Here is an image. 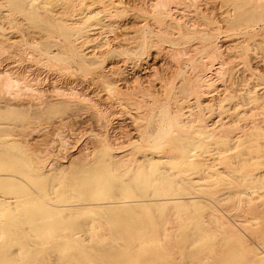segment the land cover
Wrapping results in <instances>:
<instances>
[{"label": "rangeland", "instance_id": "rangeland-1", "mask_svg": "<svg viewBox=\"0 0 264 264\" xmlns=\"http://www.w3.org/2000/svg\"><path fill=\"white\" fill-rule=\"evenodd\" d=\"M30 1L31 0H0V72H13L16 74L18 71L17 75L19 74V77H21V75H24L22 76L23 78H25V75L27 74L28 76L25 78L26 83L28 82V84L31 83V85H36L35 87L39 88V90L42 91L40 93L37 91H32L35 94L34 95L30 91L24 92L23 89V93L19 95L20 97L16 95V98L13 97L14 94H12V96L8 95V91H4L6 93L0 92V157H2V159L0 158V163L2 164L0 165V173H3V175H5L3 176V182H0V189L2 190L0 192V196L3 195L9 197L8 195H11V198L17 196V198H22V195L26 193L27 198H32V196H35L33 197L34 200H36V198H40L39 200H37L41 204H46V202L49 203L50 201V203L52 204L61 203H58L57 200H63L71 193V191H73L75 186L78 187L79 183L82 182L81 175L82 170L85 169L84 166H97L105 150L114 155H117L118 153V155L123 156L124 159H135V157H139L140 154H137L138 150L148 146V144L150 143L149 141L152 140L153 135L157 132L154 131L155 129L153 124L154 120L157 118V115H159L164 108L166 113H168L167 117L172 116L171 114H175L176 110L178 109L179 102L182 103L180 108L182 109L181 113L183 123H186L188 126H190L197 119H202L204 120V124L211 126L212 128H216L215 130L217 132H212H214V138H217L216 140H208L209 143L214 141L217 142L219 140L226 141L234 134L242 135L243 132L253 133L250 138L251 141H249L250 143L247 142L248 145H246V148L236 149L237 151L239 150V153H237L236 150H234L235 153H233L234 151L232 153L230 152L231 149L228 148L232 147L230 146L232 145L231 142L230 145H227L229 147L216 146V144L215 147L214 145L212 147L208 146V148H210L209 153H207L208 155L210 154L209 157L212 156L211 159L213 158V156L216 157L215 159L213 158L212 161H215L217 157H220V161L221 159L223 160L224 154H227V150L228 154H231H227V159L224 157L226 160L224 159L223 161L229 162L232 159L236 162L237 160L236 163H238L239 165L232 160L230 161L231 163L229 162L230 165L227 162V164L229 165L228 167L232 165L235 168V172L239 171L240 169H244V166H258L260 168V171L264 172L263 1L195 0V2L197 3L194 4V0H183L182 2H180V0H170V2H167L170 6L167 5L166 7H168L167 9L170 8L168 11H170V14H173L172 16H162L161 18L160 13L158 14V12H155V8L153 9L155 3L157 4V0H150L153 2V4L149 0H119L120 2L122 1L121 3L124 7V13L122 12L118 16H113V18H108L107 16L101 15L100 17L105 24L104 26H98L99 29L94 34L92 32H87V30H89L90 28H88V26H86L83 22H79L78 16H72L73 14L75 15V13L71 11L73 5L79 2V0H37L38 5H36V9H34L33 6L30 7L28 5ZM184 1L188 4L185 3V5ZM190 2H193L192 4L194 6H196L197 4V7H194L192 4L190 6ZM32 10H35L36 12H33ZM150 11H153V14L150 13ZM78 12L79 11H76V13ZM102 16L106 17V19H104ZM163 18L166 32L163 31L164 29H161V26H159L160 23L159 25H157V22H159ZM152 20L156 22L153 23ZM166 23L168 24V26L166 25ZM75 26H84L82 33L80 32L79 34L78 32H74L73 27ZM164 27L162 26V28ZM178 28L180 29V32ZM160 32L162 34L166 33V35L164 36L165 38L163 37L164 39L162 38L163 35ZM157 34H161L162 36H159ZM78 35L82 37L80 38V41ZM205 37L208 38V46L205 45ZM69 38L72 41L78 38L74 41L76 43L73 42L75 46H73L72 48H70L69 45ZM151 41L153 42V46H151ZM156 44H158V46H155ZM215 47H219V51L221 52L220 54L222 55V57H224L223 60H225L226 63V68L224 67L225 71L223 69V71L226 73H224L225 75H222L223 77L221 76L220 78L213 74L216 72L214 70H216L218 67V64L215 65V63L219 61L220 58H217V61H215L214 64L210 62V60L212 59V49ZM147 50H149L150 53ZM74 51L75 53L76 51L78 52L80 58L82 57L87 61L86 66L85 64H81V60L80 58H78L79 55L76 57L74 55ZM171 54H173L174 57H172ZM177 55L179 57H176ZM217 56L220 55L217 54ZM206 61L208 62V65H210L209 63L212 64L210 65L211 69L209 67L207 68ZM198 66L200 69L198 68ZM202 66H205V68L208 69H204L206 71V77L203 74L204 70L202 72ZM195 68H198L199 70ZM7 69L8 71H10L8 72ZM21 70L23 72H21ZM209 71H211L212 74ZM193 72L196 75H194ZM233 73L234 76L232 75ZM201 75H203L205 79H210V77L212 76L211 81H214V84L212 86V93L210 95L211 97L207 99L201 98L200 101L202 102V104L199 101V98H197L193 95V93L190 92L198 86H195L194 84H198V82L196 81L197 79H199V77L200 79H202L203 76L201 77ZM207 76L210 77L208 78ZM108 85L115 89V91L113 92V89L112 91L108 90ZM189 86L191 87L189 88ZM70 88L76 90V92L79 93L78 96H76L77 98H75V96L73 97L72 95L70 96V93L67 91H70ZM60 89L64 91H61ZM186 89H189V91L187 90L186 92ZM27 93H29V95ZM25 94H27V96ZM150 95L153 96V98H150ZM144 96L146 98L149 96V99H146ZM154 98H157V105L154 104L152 106L150 105V103L154 101ZM203 101L207 105H204ZM159 102L161 104H159ZM208 102L210 103L208 104ZM121 103H123L124 105L122 106ZM138 103H140L142 105V108L145 110H143L141 107L138 108ZM150 106H152L151 108H153L151 109L153 112H151L152 114L149 113L151 110H149V112L147 111L148 107ZM253 110L256 111L255 113H257V115ZM259 111L262 113L261 115H259ZM146 114L148 115V119ZM249 117L251 118V120ZM248 122H252V124ZM241 123H243L244 125ZM251 125H253V127L256 125L257 126L255 129H253ZM245 126L247 128H245ZM138 129L140 131H138ZM219 133L221 134V137L219 136ZM229 133H233V135H230ZM223 134L225 136H222ZM175 139V135L171 133L168 137V143L174 142ZM108 149H110L112 152ZM128 154H130V156H128ZM220 155H222L223 157ZM233 156L234 158H232ZM218 159L216 163L218 162L219 165L213 162V164L215 163L216 165L214 164L215 168H212V171L217 170V176L219 178L221 177L219 180H217L219 182L214 181L215 178H210L211 180L209 178L205 179L210 180L206 181L207 185L203 184L202 186L205 187L203 188L202 186H200L201 189L197 187L196 189H199L195 190L192 193L193 196L198 195V197L196 196V200H199V198H201V202L197 200V202L193 203H179L169 206L163 205L164 207L161 205L151 206V210H149L150 208H147V211L150 212L149 214L146 211L142 214V211L140 212V210H138V212L140 213H133V215L135 214L134 216L136 217H140V214L145 219H147L148 217H150L151 219L155 218L156 221L154 223V226L156 227V230L160 232V235L166 234V238L165 235L159 237L161 238V244L160 242H155L154 244L143 246L138 245L133 249H129L127 251L129 255L127 253L125 254L128 255L130 259L124 257L128 262H123V264H129L131 263L130 261L136 262L138 258L142 259L143 257H145V259L152 258V260L148 261L147 264H162V261H166L167 263L171 256L172 258L174 256V263L177 262L176 259L179 260L176 264H199L201 261H203L202 264H206L204 262L207 261V264H211V262L213 263V261L210 262L211 258H213L212 260L216 259V261L214 260L213 264H218V261H220L221 263L224 262V264H241L243 260L245 261V258L250 256H252L249 259L250 261L246 259V262L249 261L250 264H264V209H260L264 207V200H262L264 199V197L261 198L260 196L259 199L257 198L262 193L264 194V176L262 175L256 180L255 187L248 186L249 189L248 187L239 188L241 190L243 189L244 191L246 190L245 192L249 193L248 196H239V200L237 199V197H232V194L234 192L231 191L232 189L230 190L232 185L231 182L233 180V168L231 169L232 172H230L231 170L226 169L227 166L225 167V162L222 161L221 163ZM8 161L10 163H8L10 165L8 166L13 171L8 169L9 167H4L6 166ZM115 161L120 160L116 159ZM11 163H13V167L16 165V168L19 171L21 170L23 172H18L16 168H13L11 166ZM232 163L235 164L233 165ZM49 166L51 167L50 169ZM170 168H175V165H171ZM48 169L50 170V172ZM32 170L35 172H33ZM226 171L228 175L229 172L231 173V175H226ZM6 172H8V174ZM36 172L39 174H44L42 182L40 181L41 183H39L40 185L45 184L44 188H47V191H45L46 189H41V186L39 184H35L32 181V177L34 178V175L37 174ZM9 173L11 174V176ZM6 175L8 176V178H6ZM30 176L32 177L30 178ZM131 176L132 175L130 174L128 175V177ZM5 178H10V181L14 182H11L9 185L8 182L10 181L5 180ZM220 180H223L225 182L224 184H222L223 186H221L220 183L222 182ZM6 182L8 185L6 184ZM208 182L212 185V187L210 184H208ZM12 183H14L13 186H16L17 184L16 191L9 190L10 187H13ZM218 183L220 186H217ZM225 184L226 186H224ZM227 185L229 186L227 187ZM206 186L207 188H212H208L211 190V192H209L210 190L206 189ZM202 188L205 189L204 191H208V193L210 194L204 192ZM3 189H8V193L5 194L3 192ZM37 189L41 192H39ZM56 189L63 190L59 192L60 196L58 195V192L55 193V191H57ZM66 190L67 192L65 193ZM199 190L201 191V193H199ZM34 191L35 193H37V195H35ZM229 191L230 193H232L229 194ZM11 192H13L14 195ZM184 192V190L178 189L172 196H174L175 198H185L190 196L189 193ZM39 193L41 195H39ZM52 193L55 196H52ZM176 193H178V195ZM180 194L182 196H180ZM250 194L253 197H251ZM57 196L59 197L56 199ZM29 198L28 200H30ZM53 198L56 200H54ZM49 199L50 201H48ZM15 200L17 201L16 203L11 204L12 206L5 207L4 211L0 213V216L2 215L0 219V221L2 222H0V246H3L5 243L8 245L7 246L5 244L1 248L7 247L8 249V247L11 246L10 244H12L11 242L13 241H15V243H18L15 244L13 242L12 247H10L11 249H8L7 251L6 249H3L4 252L11 251V253L13 254L10 259L7 257L9 260H13L11 261V264H23V261L21 260H25L26 256L24 255V253L26 251H29L28 249H30L33 253H35L34 251H36L37 249H42L41 253H44L38 255L42 257L37 258L36 256V259L40 258L41 260L39 264H50V262H52L51 264H64V257L56 255V249L51 250V247L49 248V245L51 243L53 244L54 240L47 238L48 240L45 239L46 241L44 242L45 245H43L42 247H35V249L32 245L34 244V242L32 241V243H30L31 241H28L25 238V235L21 233L25 232L23 229L30 228V225H21V221L24 219L27 211L26 208L24 209V206L21 203L22 200L20 198ZM42 200L45 203L42 202ZM203 203L208 207L207 209L203 205ZM258 204L261 207H259ZM154 207H157L156 209H158L159 211L156 209L154 210ZM10 208L16 211V213H14L13 210L11 211ZM22 208L25 210H23V213L21 212ZM258 208L259 210L257 212ZM252 209L256 211V214H254L255 212H253ZM168 210H170L171 213H169L171 215L167 213ZM261 210L263 211L261 212ZM164 211L166 212V214H164ZM10 213H14L12 218ZM18 213H22L21 218L20 214ZM91 213V211H85L82 213V215L75 214V216L73 215L71 216V218L76 219L79 215H81L80 217L82 218L86 215L85 218L95 219L96 215H92L94 213ZM99 213H101V211ZM201 213H203L204 215H201ZM104 214H107V212H105ZM151 214L154 218H152ZM243 214H245L246 218ZM257 214H262L263 218L260 215H258L259 218H257ZM128 215H131V213H128ZM144 215L147 216V218ZM236 215H238V217ZM6 216H8V218ZM107 216L108 215L103 216L104 218H102V221H100L101 219L98 221L93 219L94 222H91V225L89 226L90 229L87 231L88 233L85 231V233L82 232L80 234L82 245L80 248L83 250L82 247L84 246L85 249V246L87 245V249L84 250V255L89 253L90 249L93 250L94 247H101L100 245H104L109 242L110 233L107 230L109 228V225L106 222L108 220H106ZM239 216H243L242 219L240 218L241 221L239 220ZM13 217L14 220L15 218H17L18 220L13 221ZM221 217L223 221L218 219H221ZM71 218H69L68 221L67 217H63V219L62 217H60V220H64V223L68 222L70 225L71 222H74ZM167 218H171V222L168 219L167 223H165V219ZM250 218H253L256 221L252 219V224L247 223L249 222V220H251ZM19 219L21 220L19 221ZM200 219L205 222L201 223ZM258 219L260 220L258 221ZM65 220H67V222ZM232 220L234 221V223H231L233 222ZM244 220H246L245 223H247L248 225L243 224ZM6 221L11 223L13 221V223L3 224ZM104 221L107 223V225L106 223H104ZM224 221H226L227 224L229 222L234 228H236V226L238 225L237 228L240 234H242L243 232L245 237L248 236L245 238V240H247L246 242L248 243H246L244 248L240 247V249L239 247H236V249L234 246L232 247V240L229 235L225 233L227 232V230L225 231L226 228L224 225ZM14 222H19L15 225L16 227L13 225L15 224ZM172 222L174 223V225ZM197 222L200 223L198 224V226ZM255 222H257V224H255ZM163 223L165 227L164 230ZM203 224L209 226L203 227ZM258 224L261 227L263 225V227L260 228ZM1 225H4L5 227H2ZM105 225L106 227H104ZM255 225L257 226L254 227ZM7 226L11 227L9 228ZM169 226H172L173 228ZM245 226H249L251 228L247 227V229ZM209 227L210 230L208 229ZM8 228L10 229V231L8 230ZM92 228L93 230H95V232L92 230ZM221 228L223 229L222 231ZM242 228L244 231L242 230ZM3 229L6 231L3 232ZM201 229L203 231H201ZM250 229H253V231ZM259 229H262V233ZM15 231L20 233H18L17 235L15 234ZM96 231L98 235L96 234ZM103 231H105L106 233ZM2 232L3 234L6 232H12L11 234L14 233L15 236L12 235V238L15 239L20 235L18 237V240L21 239L22 241H20L21 243L23 242L22 244L26 243L27 240V246L25 244L23 246L20 245V241H18L17 239V241L14 239L12 240L10 238V234L9 236L7 235L8 233L3 235ZM181 232L183 233V236ZM29 233L35 235L34 232L31 231ZM103 233L105 234L104 236ZM168 233L172 235L168 236L170 239L167 238ZM220 233L221 237L219 238ZM222 233H224V237L226 235L227 237L224 238ZM215 235L218 236L217 239ZM4 236H8V239L12 240L11 242L9 241L10 244L8 242V239L4 240ZM187 236H189L190 238ZM182 237H184L185 239L183 238V240ZM228 237L230 239H228ZM187 238L188 240L192 239L193 241L188 242ZM222 238H224L223 242ZM167 239L169 241L171 240L172 244L175 247L174 248L172 245L171 248H168L169 254L167 253V248H165V246L170 247L171 242H169ZM218 239L219 241L221 239V241L218 242ZM165 240L169 244L166 245ZM175 240L180 243V245L177 243L178 245L176 246ZM182 240L186 242V245ZM212 240L214 241L212 242ZM229 240L231 241L229 242ZM259 241L262 242L259 243ZM221 242L223 243L222 247ZM227 243H229V245H227ZM28 244H30V247H28ZM90 244L92 245L91 248H89ZM159 244L162 245V247L159 246ZM209 244H211V246ZM257 244L260 246V248ZM184 245H188L186 250L183 249L186 248L183 247ZM250 245H252L253 247H258H254L255 249H253ZM178 246H181L183 248ZM230 246L232 247V249L237 250V256L234 257L233 250H231ZM23 247L28 249L23 250ZM177 247L181 249L177 250ZM162 248L164 249V252ZM250 248H252L253 250L257 249L256 251L258 253L262 252L263 254H256V258V256H254L255 253L251 251L252 249ZM173 249H176L177 253H173ZM243 249L245 251H248L246 253L249 254V252H253V254H247L245 257V251ZM59 250L62 252L70 251L66 247L60 248ZM230 250L232 252H230ZM3 251H1L0 253H2ZM148 251L149 253H147ZM199 251L207 252L208 256L206 255V253L203 255V252H201L202 258L206 255V257L202 260L200 258ZM180 252L182 254L183 252L184 254H186L182 256L183 259L180 257V255H182L179 254ZM220 252H222V254H224V252L226 254L227 252L228 255H222L220 254ZM215 253L217 254V256ZM44 254L46 255V257L44 256ZM175 254H178L179 256H175ZM187 255L189 257H187ZM241 255H243L244 259L243 257H241ZM258 255L261 256L259 257ZM177 256L180 258H177ZM219 256L221 258H219ZM253 256L254 259H252ZM207 257H209V259H207ZM227 257L229 261L224 259H227ZM172 258L170 259L171 262L169 261L168 264H174L172 262ZM198 258L200 259V262ZM42 259H44L45 261H43ZM241 259L243 260L241 261ZM182 260H185L186 262ZM246 262L243 263L246 264ZM69 264L80 263L72 262Z\"/></svg>", "mask_w": 264, "mask_h": 264}, {"label": "bare ground", "instance_id": "bare-ground-1", "mask_svg": "<svg viewBox=\"0 0 264 264\" xmlns=\"http://www.w3.org/2000/svg\"><path fill=\"white\" fill-rule=\"evenodd\" d=\"M150 1V0H149ZM171 1H173V0H171ZM176 1V0H175ZM179 1V0H178ZM183 0H180V2H182ZM189 1H192V0H189ZM260 1H263L264 2V0H260ZM122 2V1H121ZM119 0H79V2H77L75 5H73V8H72V12H74L75 13V15L73 14L72 16H78V20H79V22H83L86 26H88V28H90L89 30H87V32H92L93 34L96 32V31H98V26H104V24L105 23H103L104 21L101 19V15H103V16H107L108 18L109 17H112L113 18V16H118V15H120L123 11H124V7H123V5H122V3H121ZM150 2H152V1H150ZM167 2H170V0L168 1V0H157V4L155 3V6L153 7V9L155 10V12H158V14L160 13V15H161V18H162V16H166V17H168V16H172V14L173 13H171L170 14V11H168L169 9H167L168 7H166L167 5H169V3H167ZM186 2L184 1V4H185ZM193 2H190V6H191V4H192ZM195 3H197V2H195V0H194V4ZM152 4H153V2H152ZM186 4H188V3H186ZM185 4V5H186ZM30 7H34V9H36L37 7H36V5H38V3H37V0H31L30 1V3L28 4ZM193 5V4H192ZM150 6H151V4H150ZM170 6V5H169ZM190 6H189V8H190ZM194 6V5H193ZM177 7V6H176ZM175 7V8H176ZM185 7V6H184ZM194 7H197V4H196V6H194ZM152 8V7H151ZM165 8V9H164ZM174 8V7H173ZM172 8V9H173ZM180 8V7H179ZM178 9V8H177ZM175 10V9H174ZM33 12L35 11V10H32ZM76 11H79L78 13H76ZM36 12V11H35ZM153 11H150V13H152ZM124 13V12H123ZM181 13V12H180ZM186 13H187V11H186ZM153 14V13H152ZM158 14H156V15H158ZM176 14V13H175ZM182 14H184V13H182ZM71 15V14H70ZM154 15H155V13H154ZM159 15V16H160ZM184 15H186V14H184ZM183 15V16H184ZM102 16V17H103ZM174 16V15H173ZM177 16V15H176ZM156 17V16H155ZM158 17V16H157ZM178 17H179V14H178ZM177 17V18H178ZM104 19H106V17H103ZM159 18V17H158ZM176 18V17H175ZM181 18V17H180ZM174 19V18H173ZM160 20V19H159ZM158 20V21H159ZM175 20V19H174ZM153 21V23L154 22H156V21H154V20H152ZM178 21H179V19H178ZM152 23V22H151ZM159 23H160V25H159ZM179 23V22H178ZM181 23V22H180ZM183 23V22H182ZM184 23H185V21H184ZM149 24V23H148ZM156 24V23H155ZM164 18L163 19H161L159 22H157V25H159V26H161V29L163 30V31H165L166 29H165V27H164ZM138 25V24H137ZM157 25H156V27H157ZM166 25L168 26V24L166 23ZM154 26V25H153ZM162 26L164 27V28H162ZM166 26V27H167ZM184 26V25H183ZM188 26V25H187ZM155 27V26H154ZM169 27H170V25H169ZM66 28V27H65ZM83 29H84V26L83 27H77V26H75V27H73V30H74V32H78L79 34H80V32L82 33V31H83ZM153 29V28H152ZM179 29V28H178ZM208 30V29H207ZM146 31V30H145ZM153 31V30H152ZM155 31V30H154ZM159 31V30H158ZM183 31V30H182ZM209 31V30H208ZM156 32V31H155ZM162 32V31H161ZM160 32V33H161ZM166 32V31H165ZM165 32H163V33H165ZM179 32H180V29H179ZM162 34V33H161ZM160 34V35H161ZM83 35V34H82ZM91 35V34H90ZM122 35V34H121ZM157 35H159V34H157ZM159 35V36H160ZM163 35V36H162ZM161 36H162V38L166 35V33L165 34H162ZM75 36V35H74ZM79 36V41H80V38H82L80 35H78ZM88 38V37H87ZM165 38V37H164ZM163 38V39H164ZM74 39V38H73ZM78 38H76V39H74L73 41L69 38V45H70V48H72L73 46H75V44L74 43H76V42H74L75 40H77ZM148 39V38H147ZM150 39V38H149ZM153 39V38H152ZM143 40H145V39H143ZM74 42V43H73ZM152 42V41H151ZM147 43V42H146ZM144 44H145V42H144ZM200 44V43H199ZM205 45H207L208 46V38L207 37H205ZM205 45H204V47H205ZM151 46H153V42H152V45ZM150 46V47H151ZM155 46H158V44H156ZM1 47V46H0ZM201 48V47H200ZM106 50V49H105ZM220 49H219V47H215V48H213L212 49V59L210 60V62L211 63H215V61H217V58H220L219 59V61H217L216 63H215V65L216 64H218V67H217V69L216 70H214V71H216L215 73H213L215 76H217L218 78H220L222 75H225L224 73H226V72H224L225 71V69H224V67H225V60H223V58L224 57H222V55L220 54L221 52L219 51ZM148 52H149V50H147ZM184 51V50H183ZM187 52V51H186ZM77 53V54H76ZM76 53H75V51H74V55L77 57L79 54H78V52L76 51ZM150 53V52H149ZM174 53V52H173ZM178 53V52H177ZM97 54V53H96ZM182 54V53H181ZM180 54V55H181ZM186 54V53H185ZM188 54V53H187ZM217 54H219L220 56H217ZM225 54V53H224ZM172 55V57H174L173 56V54H171ZM225 56V55H224ZM176 57H179L178 55L176 56ZM78 58H80V55L78 56ZM222 58V59H221ZM77 59V58H76ZM204 59V58H203ZM80 62H81V64L82 65H84L85 64V66H86V60L84 59V58H80ZM88 60V59H87ZM100 60V59H99ZM140 62V61H139ZM207 62V61H206ZM211 63H209L210 65H212ZM80 64V63H79ZM205 64V63H204ZM210 65H208V62H207V68L209 67L210 68ZM148 66V65H147ZM114 67V66H113ZM193 67V66H192ZM195 67H196V65H195ZM212 67V66H211ZM198 68H199V66H198ZM198 68H195V69H197V70H199ZM226 68V67H225ZM10 69V68H9ZM14 69V68H13ZM208 70V69H206L205 68V66L203 67L202 66V72H203V70ZM211 69V68H210ZM209 69V70H210ZM214 69V68H213ZM223 69H224V71H223ZM18 70V69H17ZM27 70V69H26ZM117 70V69H116ZM137 70V69H136ZM204 70V76H205V71ZM7 71H8V69H7ZM6 71V72H7ZM10 71V70H9ZM8 71V72H9ZM13 71V70H12ZM15 71V70H14ZM31 71V70H30ZM264 71V70H263ZM21 72H23L22 70H21ZM110 72V71H109ZM108 72V73H109ZM210 73H211V71H209ZM17 73H18V71H17ZM17 73L15 74V73H5V72H0V92H4V91H8V95H11L12 96V94H14V98H16V95L17 96H19V95H21L22 93H23V91L24 92H34V91H37V92H42L41 90H39V88H37V87H35L36 85H31V83L30 84H28V82L26 83V77L28 76L27 74L25 75L26 77L25 78H23L22 76H24V75H21V77H19L18 75H17ZM19 73H20V71H19ZM25 73V72H24ZM194 73V72H193ZM200 73V72H199ZM264 73V72H263ZM22 74V73H21ZM120 74V73H119ZM212 74V73H211ZM194 75H196L195 73H194ZM210 75V74H209ZM233 76H234V73L232 74ZM35 76V75H34ZM203 75H201V77H202ZM202 77V79H200V77H199V79H200V81H199V79H197V81L196 82H198V84H194L195 86L196 85H198L197 87H195V86H193V87H195L192 91H190L191 93H193V95L194 96H196L197 98H199V101H200V99L201 98H205V99H207V98H210L211 96V93H212V86H213V84H214V81H211V77H210V79H205V77ZM227 76V75H226ZM208 77V76H207ZM208 77V78H209ZM223 77V76H222ZM31 78V77H30ZM214 78V77H213ZM35 79H36V77H35ZM38 79V78H37ZM54 79V78H53ZM224 79V78H223ZM226 79V78H225ZM29 80V79H28ZM212 80H216V79H212ZM228 80V79H227ZM33 81H34V78H33ZM38 81V80H37ZM37 81H36V83H37ZM46 81V80H45ZM195 81V80H194ZM218 81H219V79H218ZM222 81V80H221ZM39 82V81H38ZM217 82V81H216ZM262 82V81H261ZM45 83V82H44ZM54 83V82H53ZM263 83V82H262ZM34 84V83H33ZM191 84V83H190ZM219 84H222V83H219ZM227 84V83H226ZM23 85V86H22ZM192 85V84H191ZM217 85V84H216ZM53 86V85H52ZM231 86V85H230ZM109 89L108 90H111L112 91V87L110 86V85H108L107 86ZM191 86H189V88H190ZM185 88H187V87H185ZM214 88V87H213ZM24 89V90H23ZM71 89V88H70ZM75 89H77V88H75ZM217 89V88H216ZM216 89H214V90H216ZM3 90V91H2ZM23 90V91H22ZM61 90V89H60ZM187 90L189 91V89H186V92H187ZM191 90V89H190ZM61 91H64V90H61ZM69 93H70V96L72 95L73 97L75 96V98H77L76 96H78V94L79 93H77L76 92V90H74V89H71L70 91L69 90H67ZM66 91V92H67ZM115 91V89H113V92ZM218 91H219V89H218ZM6 92H4V93H6ZM10 92H11V94H10ZM32 92V93H33ZM37 92H35V93H37ZM111 93V92H110ZM143 93V92H142ZM28 95H29V93H27ZM27 94H25L26 96H27ZM34 94V93H33ZM24 95V96H25ZM35 95V94H34ZM69 95V94H68ZM81 96V95H80ZM142 96V95H141ZM147 96V95H146ZM151 96V95H150ZM12 97V98H13ZM20 97V96H19ZM33 97H35V96H33ZM145 97V96H144ZM143 97V98H144ZM195 97V98H196ZM12 98H10V99H12ZM24 98V97H23ZM79 98V97H78ZM146 98V97H145ZM150 98H153V96H151ZM21 99V98H20ZM146 99H149V96L146 98ZM157 99V98H156ZM156 99L154 98V101H153V99H152V103H150V105H154V104H156ZM212 100V99H211ZM210 100V101H211ZM144 101V100H143ZM180 101V100H179ZM192 101V100H191ZM199 101H198V103H199ZM205 101V100H204ZM203 101V104L204 105H207V104H205V102ZM150 102H151V100H150ZM158 102V101H157ZM163 102V101H162ZM201 102V101H200ZM210 102H208V104H209ZM148 104V103H147ZM159 104H161L160 102H159ZM201 104H202V102H201ZM121 105L123 106L124 104L123 103H121ZM157 105V104H156ZM181 105H182V103L181 102H179V107H178V109L176 110V112H175V114H171L172 116H170V117H167V114L168 113H166V111H165V109L163 108L162 109V112L159 114V115H157V118L154 120V123H153V121H152V123L154 124V131H157L154 135H153V137H152V140L151 141H149L150 143L148 144V146H146V147H144V148H142V149H140V150H138V152H137V154H140L139 155V157H135V159H124L123 158V156H119L118 155V153H117V155H114V154H112V153H109L108 151H104L103 152V154H102V158L100 159V161L98 162V165L97 166H91V165H87V166H84V170H82V178H81V180H82V182L81 183H79V185H78V187H76L75 186V188L73 189V191H71V193L68 195V196H66L63 200H57L58 201V203L59 202H61V203H59V204H52V203H50L51 201H50V199L48 200V201H50L49 203H47L46 202V204H41V203H39L38 202V200L40 199H38V198H36V200H34V198L33 197H35V196H32V198H29L30 200H28V198H27V195H26V193H24L23 195H22V198L21 197H19L21 200H22V204H23V206H24V209L26 208V215L24 216V219L21 221V225L22 224H28V225H30L29 227L30 228H25V229H23L25 232L23 233V232H21L22 234H24L25 235V238L28 240V241H31L30 243H32V241L34 242V244H32L33 246H34V248L35 247H42L43 245H45V239H47V238H49V239H51V240H54V243L52 244H50L49 245V248L51 247V250L52 249H56L55 250V254L56 255H58V256H61V257H64V260H63V263L64 264H69V263H72V262H78V263H85V264H123V262H128L127 261V259H130L129 258V254H128V250L129 249H133V248H135L136 246H138V245H141V246H143V245H149V244H154L155 242H160V244H161V241H160V239L161 238H159L160 236L162 237V236H164L165 235V238H166V234H164V235H160V232H158L157 230H156V227L154 226L155 224V218L153 217V213L151 214V216H152V218H154V219H151L150 217H148L147 218V216H145L147 219H145V218H143V216L142 215H140L139 214V216L140 217H136V216H134L133 215V213H140L141 211H142V214L143 213H145V211L146 212H148L147 211V208L149 209L151 206H159V205H161V206H163V205H172V204H179V203H189V202H197V200H196V196L198 197V195H196V196H193V192L195 191V190H198L199 188L201 189V187L200 186H202L203 184H206V181H210L212 178H215V180L214 181H216V182H219V181H217V180H219L220 178L217 176V170L216 171H212V168H215V166H214V164L216 163V161H217V159L219 160V162H221L222 163V161L226 158L227 159V157H226V155L228 154V151L226 150V152H227V154L225 155L224 154V157L222 156V155H220V156H222L223 157V160L221 159V161H220V157H217V159L215 160V161H212L213 160V158L215 159L216 157L215 156H213V158L211 159V157H209V155L207 154V153H209V150H210V148H208V146H213L214 145V147H215V144H216V146H227L228 144L230 145V142L232 143V145H230V146H232V147H230V148H228V149H231V153L234 151V150H236V149H243V148H246V145H248L247 144V142H249V141H251V136H252V134L253 133H248V132H243L242 133V135L241 134H234L233 135V133H231L233 136H231L229 139H227L226 141L225 140H219V141H217V142H210L209 143V141L208 140H216V138H214L215 136H214V132H212V131H216L215 129L216 128H212L211 126H208V125H206V124H204V120H202V119H197L196 121H194V123L193 124H191L190 126H188L186 123H183V120H182V113H181V111H182V109L180 108L181 107ZM192 105V104H191ZM137 106H138V108H142V105L140 104V103H138L137 104ZM152 106H150V107H148V112H149V110H151V109H153V108H151ZM144 108H146V107H144ZM185 108V107H184ZM199 108H200V104H199ZM143 109V108H142ZM143 110H145V109H143ZM155 110V109H154ZM146 111V112H147ZM254 111V110H253ZM152 112V110L149 112V113H151ZM252 112V111H251ZM256 111H254V113H255ZM258 112V111H257ZM260 112V111H259ZM105 113V112H104ZM149 113H147V114H149ZM153 113V112H152ZM151 113V114H152ZM146 114V116H147V119H148V115ZM150 114V115H151ZM158 114V113H157ZM253 114V113H252ZM256 115H257V113H255ZM254 114V115H255ZM262 113L260 112V114L259 115H261ZM107 115V114H106ZM258 115V116H259ZM143 116V115H142ZM145 116V115H144ZM189 116H190V114H189ZM192 116V115H191ZM196 116V115H195ZM150 117V116H149ZM189 118H191V117H189ZM218 118V117H217ZM220 118V117H219ZM250 118V117H249ZM260 118H261V116H260ZM259 118V119H260ZM106 119V118H105ZM145 119V118H144ZM255 119V118H254ZM263 119V118H262ZM261 119V120H262ZM223 120V119H222ZM250 120H251V118H250ZM254 121V120H253ZM256 121H260V120H256ZM240 123V122H239ZM248 123H250V122H248ZM142 124V123H141ZM241 124H243V123H241ZM250 124H252V122L250 123ZM254 124H260V123H254ZM138 125V124H137ZM216 125V124H215ZM214 125V126H215ZM224 125V124H223ZM244 125V124H243ZM249 125V124H248ZM143 126V125H142ZM257 126V125H256ZM256 126H254L253 127V125H251V127L253 128V129H255L256 128ZM152 127V126H151ZM240 127V126H239ZM250 127V128H251ZM242 128V127H241ZM245 128H247L246 126H245ZM249 128V129H250ZM139 129H141V128H139ZM138 129V131H140ZM227 130V129H226ZM252 130V129H251ZM221 131V130H220ZM228 131H230V130H228ZM217 132V131H216ZM218 132H219V130H218ZM237 132V131H236ZM173 134V135H175V137H176V139H175V141L174 142H170V143H168V137H169V135L170 134ZM235 133V132H234ZM217 134V133H216ZM220 134V133H219ZM227 134V133H226ZM230 134V133H229ZM230 134V135H231ZM217 136V135H216ZM220 137H221V134L219 135ZM222 136H225L224 134L222 135ZM227 136V135H226ZM229 137V136H228ZM220 139V138H219ZM208 141V142H207ZM147 142V141H146ZM207 142V143H206ZM250 143V142H249ZM168 145V146H167ZM227 147H229V146H227ZM222 148V147H221ZM225 148V147H224ZM108 150H110V149H108ZM247 150V149H246ZM111 151V150H110ZM237 151V150H236ZM239 151V150H238ZM237 151V153H239ZM112 152V151H111ZM120 152V151H119ZM213 153V152H212ZM230 153V154H231ZM233 153H235V151L233 152ZM122 154V153H121ZM170 154H171V156H170ZM214 154V153H213ZM230 154H228V155H230ZM125 155V154H124ZM227 155V156H228ZM233 155V154H232ZM231 155V156H232ZM128 156H130V154H128ZM135 156V155H134ZM219 156V155H218ZM230 156V157H231ZM125 157V156H124ZM221 157V158H222ZM1 159H2V157H0ZM74 158V157H73ZM72 158V159H73ZM232 158H234V156L232 157ZM239 158V157H238ZM0 159V160H1ZM3 159H5V158H3ZM120 160V161H115V160ZM225 159V160H226ZM230 159V158H229ZM228 159V160H229ZM74 160V159H73ZM232 160V159H231ZM230 160V161H231ZM236 160V159H235ZM7 161V160H6ZM229 161V162H230ZM233 161V160H232ZM16 162H18V161H16ZM213 162H215L214 164H213ZM223 162H225V167H226V169H229V170H231L232 168V170L234 171V167L232 166H230V167H228L230 164H229V162L228 161H223ZM227 162H228V164H227ZM233 162H235V161H233ZM236 162H237V160H236ZM235 162V163H236ZM9 163V161L7 162V164H6V166H4V167H9L10 165V163ZM221 163H220V165H221ZM231 163V162H230ZM234 163V164H235ZM239 163H240V160H239ZM51 164V163H50ZM217 165H219L218 164V162L216 163ZM215 164V165H216ZM233 164V163H232ZM233 164V165H234ZM236 164H238V163H236ZM0 165H2L1 163H0ZM9 165V166H8ZM13 165V163H11V166ZM56 165V164H55ZM171 165H175V168H170V166ZM223 165V164H222ZM239 165V164H238ZM214 166V167H213ZM13 167V166H12ZM23 167V166H22ZM87 167V168H86ZM217 167V166H216ZM224 167V168H225ZM245 168L244 169H240L239 171H234L233 172V180H232V182H231V188H230V190L231 191H233L234 193L232 194L233 196L232 197H237V199H239L240 197L239 196H242V195H246V196H248L249 195V193H247V192H245L243 189L241 190V189H239V188H242V187H255L256 185H255V182H256V180L259 178V177H261L262 175L264 176V172L263 171H260V168L258 167V166H253V167H251V166H249V167H246V166H244ZM13 168H16V165L13 167ZM24 168V167H23ZM22 168V169H23ZM51 167L49 166V169H50ZM242 168H243V166H242ZM1 169V168H0ZM8 169H10V170H12L10 167L8 168ZM27 169V168H26ZM48 169V170H49ZM170 169V170H169ZM174 169V170H173ZM16 170L18 171V172H20V173H22L23 171H19L17 168H16ZM52 170V169H51ZM225 170V169H224ZM223 170V171H224ZM232 170L230 171V172H232ZM13 171V170H12ZM26 171V170H25ZM28 171V170H27ZM33 171V170H32ZM4 172V171H3ZM33 172H35V171H33ZM49 172H50V170H49ZM215 172H216V174H215ZM229 172V171H228ZM229 172V175H231V173ZM7 174H8V172H6ZM11 173V172H10ZM9 173V174H10ZM26 173V172H25ZM30 173V172H29ZM37 173V172H36ZM45 173V172H44ZM2 174V175H1ZM132 175L131 177H128V175ZM43 173L41 174H39V173H37L36 175H34V178L32 177V176H30V178L32 177V181L36 184H39L40 185V183L42 182V178H43ZM198 175V176H197ZM226 175H228L227 174V171H226ZM228 175V176H229ZM3 176H5V175H3V173H0V182L2 181L3 182V179H4V177ZM7 176V175H6ZM10 176H11V174H10ZM15 176V175H14ZM197 176V177H196ZM215 176H217V177H215ZM3 177V178H2ZM6 178H8V176L6 177ZM5 178V180H11L10 178L9 179H6ZM210 179V180H205V179ZM216 178H218V179H216ZM230 178V177H229ZM4 180V181H5ZM13 180V179H12ZM41 181V182H40ZM203 181V182H202ZM221 181V180H220ZM1 182V183H2ZM8 182V181H7ZM7 182H6V184H7ZM11 182H14V181H10V182H8L9 183V185H10V183ZM19 182V181H18ZM40 182V183H39ZM222 183H220L221 184V186H223L222 184H224L225 182L222 180L221 181ZM213 183V182H212ZM5 184V185H6ZM20 184V183H19ZM208 184H210L209 182H208ZM214 184V183H213ZM8 185V184H7ZM14 185V183H12V186ZM43 184H41L40 186V188L41 189H43V190H45V191H47V188H44L45 186V184L42 186ZM207 185V184H206ZM211 185V184H210ZM252 185V186H251ZM48 186V185H47ZM214 186V185H213ZM217 186H220L219 185V183L217 184ZM224 186H226V184L224 185ZM229 185H227V187H228ZM16 187H17V184H16V186H13V187H10V189L9 190H15L16 191ZM21 187V186H20ZM197 187H199L198 189H196ZM203 188L205 187V186H202ZM211 187H212V185H211ZM249 187H248V189H249ZM39 188V189H40ZM202 188V189H203ZM208 188H210V187H208ZM207 188V186H206V189H208ZM213 188H216V187H213ZM184 190L185 192L184 193H189L190 194V196L189 197H185V198H175L174 196H172L173 194H174V192H176L177 190ZM210 189H212V188H210ZM210 189H208V190H210ZM225 189H227V188H225ZM247 189V190H248ZM38 190V189H37ZM37 190H36V192H37ZM57 191H55V193L56 192H61V191H63L62 189L61 190H58V189H56ZM205 189H203V191H204ZM222 190V189H221ZM2 190L0 189V192H1ZM39 192H41L40 190H38ZM200 191V190H199ZM198 191V192H199ZM202 191V192H203ZM253 191V190H252ZM3 192L5 193V194H7L8 193V189L7 190H5V189H3ZM10 192V191H9ZM42 192H44V191H42ZM67 192V190L65 191V193ZM197 192V191H196ZM195 192V193H196ZM204 192H207L208 193V191H204ZM209 192H211V190L209 191ZM215 192V191H214ZM217 192V191H216ZM251 192V191H250ZM11 193H13V192H11ZM34 193H35V191H34ZM47 193V192H46ZM65 193H63V194H65ZM180 193V192H179ZM182 193V192H181ZM199 193H201V191L199 192ZM212 193H213V191H212ZM211 193V194H212ZM232 193V192H231ZM230 193V191H229V194H231ZM256 193V192H255ZM177 195H178V193H176ZM191 194H192V196H191ZM204 194V193H203ZM208 194H210V193H208ZM253 194V193H252ZM261 194V193H260ZM263 194V193H262ZM259 195L257 198L259 199L260 198V196H261V198H263L264 197V194L263 195ZM13 195H14V193H13ZM30 195V194H29ZM35 195H37V193H35ZM39 195H41L40 193H39ZM48 195V194H47ZM59 196H60V193L58 194ZM9 197H6V196H0V213L1 212H3L4 211V209H5V207H7V206H12L11 204H13V203H16L17 201L15 200V199H19V198H17V197H10L11 195H8ZM23 196H25V197H23ZM46 196V195H45ZM44 196V197H45ZM52 196H55L53 193H52ZM59 196H57L56 197V199L59 197ZM180 196H182L181 194H180ZM231 196V195H230ZM250 196H251V194H250ZM41 197V196H40ZM47 197V196H46ZM227 197V196H226ZM239 197V198H238ZM251 197H253V196H251ZM63 198V197H62ZM38 199V200H37ZM54 199V198H53ZM56 199H54V200H56ZM205 199V198H204ZM257 199V200H258ZM20 200V201H21ZM201 200V198H199V200L198 201H200ZM206 200V199H205ZM240 200V199H239ZM256 200V199H255ZM254 200V201H255ZM262 200H264V199H262ZM261 200V201H262ZM42 202H44L43 200H42ZM52 202H54V201H52ZM201 202V201H200ZM45 203V202H44ZM57 203V202H56ZM198 204H200V203H198ZM197 204V205H198ZM202 205V204H201ZM203 205H204V203H203ZM231 205V204H230ZM205 206V205H204ZM226 206V205H225ZM258 206L259 207H261L259 204H258ZM164 207V206H163ZM206 207V209L208 208L207 206H205ZM204 207V208H205ZM230 207V206H229ZM13 208V207H12ZM157 208V207H156ZM155 207L153 208L154 210L156 209ZM168 208V207H167ZM171 208V207H170ZM251 208H252V206H251ZM11 209V208H10ZM23 208H22V210L21 209H19V210H21V212L23 213V210H24ZM144 209V210H143ZM146 209V210H145ZM169 209V208H168ZM172 209V208H171ZM260 209H264V207L263 208H260ZM13 209H11V211H12ZM18 210V211H19ZM138 210H140V212H138ZM149 210H151V208L149 209ZM156 210H158V209H156ZM251 210V209H250ZM253 210V212H255L254 214H256V211H254V209H252ZM258 210H259V208L257 209V212H258ZM11 211H9V212H11ZM14 211V210H13ZM25 211V210H24ZM85 211H91L92 213H94V214H92V215H96L95 217V219L94 218H85V216L84 217H80L81 215H82V213L83 212H85ZM101 211V213H99ZM159 211V210H158ZM166 211H167V209H166ZM172 211V210H171ZM243 211V210H242ZM263 210H261V212H262ZM105 212H107V214H104ZM108 212H110V213H108ZM165 212V211H164ZM170 212V210H168V212L167 213H169ZM206 212V211H205ZM14 213H16V211H14ZM14 213H10L11 214V218H12V216L14 215ZM22 213H18V214H20V218L22 217ZM128 213L130 214L131 213V215H128ZM150 212H148V214H149ZM158 213V212H157ZM171 213V212H170ZM169 213V214H170ZM212 213V212H211ZM235 213V212H234ZM242 213H245V212H242ZM251 213V212H250ZM264 213V212H263ZM9 214V213H8ZM75 214L77 215V214H81V215H79L78 216V218H76V219H73V218H71V216H75ZM164 214H166V212L164 213ZM199 214V213H198ZM203 213H201V215H202ZM237 214V213H236ZM253 214V213H252ZM5 215H7V214H5ZM4 215V216H5ZM88 215V214H87ZM90 215V214H89ZM105 215H108L107 217H106V222L108 223V225H109V228L107 229L108 230V232L110 233L109 234V236H110V240H109V242L108 243H106V244H104V245H100L101 247H99V246H96V247H94L93 248V250H91L90 249V251H89V253H87V254H85L84 255V250L85 249H87V245L85 246V249H84V246L82 247L83 248V250L80 248L82 245H81V237H80V234L82 233V232H84L85 233V231L87 232L89 229H90V225H91V222H94V220H100V221H102V218H104L103 216H105ZM110 215V216H109ZM171 215V214H170ZM173 215V214H172ZM204 215V214H203ZM238 215H239V213H238ZM238 215H236L237 217H238ZM244 216H245V214H243ZM258 215H260V214H257V216ZM2 216V215H1ZM1 216H0V219H1ZM3 216V217H4ZM138 216V215H137ZM164 216V215H163ZM166 216V215H165ZM252 216V215H251ZM262 218H263V216H262V214L260 215ZM7 218H8V216H6ZM16 217H17V215H16ZM60 217H62V219H63V217L65 218V217H67V220L69 221V218H71V219H73V223L71 222V224L69 225V223L67 222V220H65L67 223H64L63 221L64 220H60ZM69 217V218H68ZM98 217V218H97ZM167 217V216H166ZM165 217V218H166ZM198 217V216H197ZM235 217V216H234ZM10 218V217H9ZM18 218H19V216H18ZM149 218H150V220H149ZM202 218V217H201ZM232 218V217H231ZM243 218V216H239V220L241 221V219ZM245 218H246V216H245ZM244 218V219H245ZM248 218V217H247ZM257 218H259V216L257 217ZM256 218V219H257ZM262 218H261V220H262ZM94 219V220H93ZM169 219V221H170V219L171 218H167V219H165V223H167V220ZM219 220H222V217H221V219L220 218H218ZM234 219H236V218H234ZM251 219V218H250ZM253 219V218H252ZM252 219L251 220H249V222H247V223H251L252 224ZM13 221H15V220H18L17 218H15V220H14V217H13V219H12ZM21 219H19V221H20ZM93 220V221H92ZM154 220V221H153ZM201 220V219H200ZM204 220V219H203ZM238 220V219H237ZM238 220V221H239ZM246 220H248V219H246ZM246 220H244L243 222V224H247V223H245L246 222ZM253 220H255V219H253ZM260 219H258V221H259ZM2 221H3V218H2ZM9 221H10V219H9ZM13 221H12V223H13ZM223 221V220H222ZM233 221V220H232ZM251 221V222H250ZM256 221V220H255ZM263 221H264V219H263ZM1 222V221H0ZM105 221H104V223H106ZM159 222V221H158ZM171 222V221H170ZM170 222H168V223H170ZM205 222V221H204ZM202 220H201V223H204ZM236 222V221H235ZM2 223V222H1ZM5 223H11V222H8V221H6V222H4L3 224H5ZM11 223V224H12ZM15 223V222H14ZM17 223H19V222H17ZM17 223H15V224H13L14 226L17 224ZM107 223H106V225H107ZM157 223V222H156ZM173 223V222H172ZM177 223V222H176ZM231 223H234V221L233 222H231ZM237 223V222H236ZM239 223V222H238ZM254 223V222H253ZM94 224V223H93ZM190 224H191V222H190ZM198 224H200L199 222H197V226H198ZM206 224V223H205ZM222 224H223V222H222ZM243 224H240V225H243ZM255 224H257V222H255ZM261 224V223H260ZM12 225V226H13ZM106 225L104 226V227H106ZM173 225H174V223H173ZM219 225H220V223H219ZM224 225H225V231L227 230V232H225L226 234H228L229 235V237L231 238V240H232V247L234 246L235 248L236 247H241V248H244L245 247V245H246V243H248V242H246L247 240H245V238L246 237H248V236H244V234H243V232H242V234H243V236H242V234H240V232H239V230H238V228H237V226H236V228H234L229 222H228V224H227V222L226 221H224ZM236 225V224H235ZM248 225V224H247ZM2 226V225H1ZM25 226V225H24ZM27 226V225H26ZM158 226V225H157ZM168 226V225H167ZM193 226V225H192ZM201 226V225H200ZM204 226H207V225H204L203 224V227ZM209 226V225H208ZM207 226V227H208ZM222 226V225H221ZM257 225H255L254 227H256ZM258 226H259V224H258ZM2 227H5L4 225L2 226ZM7 227H11V226H7ZM16 227V226H15ZM169 227H171V228H173L172 226H169ZM240 227V226H239ZM246 228L248 227V228H251V227H249V226H245ZM244 227V228H245ZM260 228H262L263 227V225H262V227L261 226H259ZM8 228V230L10 231V229ZM161 228V227H160ZM164 223H163V230H164ZM175 228H176V226H175ZM174 228V229H175ZM196 228V227H195ZM247 228V229H248ZM258 228V227H257ZM256 228V229H257ZM1 229V228H0ZM5 229V228H4ZM3 229V232L4 231H6V230H4ZM12 229V228H11ZM18 229V228H17ZM103 229V228H102ZM110 229V230H109ZM191 229H192V227H191ZM209 230H210V227L208 228ZM13 230V229H12ZM19 230H21V229H19ZM92 230H93V228H92ZM97 230V229H96ZM167 230H168V228H167ZM169 230H170V228H169ZM178 230V229H177ZM199 230V229H198ZM223 229L221 228V231H222ZM241 230V229H240ZM242 230H243V228H242ZM246 230V229H245ZM250 230H252L253 231V229H250ZM249 230V231H250ZM260 230V232H261V230L262 229H259ZM259 230H257V231H259ZM14 231V230H13ZM31 231V232H34V234L35 235H32L31 233H29V232ZM94 232H95V230H93ZM176 231V230H175ZM189 231V230H188ZM200 231V230H199ZM201 231H203L202 229H201ZM220 231V230H219ZM244 231V230H243ZM251 231V232H252ZM3 232H2V234H3ZM16 232V231H15ZM103 232H105V231H103ZM171 232V231H170ZM224 232V231H223ZM254 232H256V231H254ZM6 233H8V232H6ZM6 233H4V234H6ZM12 233V232H11ZM10 232L7 234L8 236H9V234H10V238L13 240H18V237L20 236H17V238L15 239V238H12L13 236L12 235H14V233L13 234H11ZM18 233H20V232H16L15 234H17L18 235ZM88 233V232H87ZM106 233V232H105ZM173 233V232H172ZM185 233H187V232H185ZM189 233V232H188ZM204 233H205V231H204ZM216 233H218V232H216ZM262 233V232H261ZM260 233V234H261ZM3 234V235H4ZM96 234H97V231H96ZM181 234H182V236H183V233L181 232ZM85 235V234H84ZM98 235V234H97ZM105 234L103 233V236H104ZM169 235H171V234H169L168 233V235H167V238H169L168 236ZM184 235H187V234H184ZM194 235H195V232H194ZM196 235H199V234H196ZM214 235V234H213ZM222 235H223V237H224V233H222ZM255 235V234H254ZM6 236V235H5ZM4 236V240H6V239H8L9 237L7 236V237H5ZM15 236V235H14ZM96 236V235H95ZM172 236V235H171ZM192 236H193V234H192ZM191 236V237H192ZM264 236V235H263ZM24 237V236H23ZM184 237H186V236H184ZM184 237H182V239L184 238ZM187 237H189V236H187ZM212 237H214V236H212ZM215 237H216V239L218 238V236H216L215 235ZM221 237V233H220V235H219V238ZM225 237H227V235L225 236ZM224 237V238H225ZM228 237V239H230ZM244 237V238H243ZM21 238V237H20ZM24 238V239H25ZM99 238V237H98ZM173 238V237H172ZM172 238H171V240H172ZM180 238H181V236H180ZM190 238V237H189ZM224 238H222V242H223V239ZM170 239V238H169ZM175 239V238H174ZM185 239V238H184ZM183 239V240H184ZM200 239V238H199ZM247 239H249V238H247ZM12 240H9L8 239V242L10 241H12ZM16 240V241H17ZM21 239H19L18 241H20ZM26 240V243L28 242ZM48 240V239H47ZM108 240V239H107ZM168 240V239H167ZM171 240L169 241V242H171ZM182 240V241H183ZM187 240H188V238H187ZM194 240H195V238H194ZM206 240V239H205ZM226 240V239H225ZM231 240H229V242L231 241ZM261 240V239H260ZM22 241V240H21ZM21 241L19 242V244L21 243ZM173 241V240H172ZM179 241H180V239H179ZM189 241H193L192 239H190V240H188V242ZM199 241V240H198ZM214 240H212V242H213ZM218 242H220L221 241V239H220V241H219V239L217 240ZM263 241V240H262ZM262 241H259V243L260 242H262ZM6 242V241H5ZM5 242H2V243H5ZM10 242H9V244H10ZM14 243H15V241H13ZM13 242H11L12 244H13ZM53 242V241H52ZM83 242H84V240H83ZM163 242V241H162ZM165 242H166V240H165ZM175 244H176V246L179 244L180 245V243H178L176 240H175ZM181 242V241H180ZM184 242V241H183ZM195 242V241H194ZM221 242V247H222V243ZM226 242V241H225ZM224 242V243H225ZM258 242V241H257ZM1 243V244H2ZM23 243V242H22ZM20 244V245H26V243H24V244ZM173 243H174V241H173ZM178 243V244H177ZM185 243V245H186V242H184ZM210 243V242H209ZM215 243V242H214ZM6 244V243H5ZM4 244V245H5ZM12 244H10L11 246L10 247H12ZM15 244H18V243H15ZM14 244V245H15ZM159 244V246H161L162 247V245H160ZM167 244H169L168 242H166V245ZM181 244H182V242H181ZM188 244H190V243H188ZM216 244V243H215ZM214 244V245H215ZM262 244V243H261ZM263 244H264V242H263ZM262 244V245H263ZM3 245V246H4ZM7 245V244H6ZM30 244H28V247H30L29 246ZM173 244H172V242H171V245H170V247H167V246H165V248H167V253L169 252L168 250V248H171V246H172ZM183 246V247H186V248H183V247H181V246H178V247H181V248H183V249H187V247H188V245L187 246ZM210 246H211V244H209ZM209 245H208V249H209ZM227 245H229V243H227ZM258 245V244H257ZM3 246H0V249H2V250H0V252L1 251H3V249L5 250L6 249V251L8 250V249H11L10 247H8V249H7V247L6 248H1V247H3ZM8 246V245H7ZM17 246H19V245H17ZM27 246V245H26ZM25 246V247H26ZM32 246V247H33ZM91 244H90V247L89 248H91ZM151 246V245H150ZM156 246V245H155ZM158 246V245H157ZM158 246V247H159ZM190 246V245H189ZM225 246V245H224ZM250 246H252V245H250ZM259 246V245H258ZM257 246V247H258ZM15 247V246H14ZM13 247V248H14ZM25 247H23V250H27ZM54 247V248H53ZM67 248V249H69L70 251L68 252H62V251H60L59 249L60 248ZM173 247H174V245H173ZM177 247V250H179V249H181V248H178ZM195 247V246H194ZM231 247V246H230ZM230 247H229V249H230ZM232 247H231V250H233V253H234V257L235 256H237V248L236 249H232ZM254 247H256V246H254ZM253 246H252V248L253 249H255ZM256 247V248H257ZM12 248V249H13ZM175 248V247H174ZM212 248V247H211ZM223 248H225V247H223ZM228 248V247H227ZM240 248V249H241ZM252 248H250V249H252ZM259 248H260V246H259ZM32 249V248H31ZM36 249V248H35ZM48 249V248H47ZM163 249V248H162ZM251 250V251H253L255 254H254V256H256V258H257V255L256 254H263L262 252L260 253H258L256 250ZM264 249V248H263ZM29 251H26L25 253H24V255L26 256V258H29V259H26L25 258V260H21V261H23V264L25 263V264H39V262H41V260H40V258L39 259H36V256H37V258L38 257H42V256H38V255H40V254H43L44 252H42L41 253V250H39V249H37L36 251H38V252H36V251H34L35 253H33V252H31V250L30 249H28ZM45 250H46V248H45ZM175 250V251H174ZM185 250H182V251H185ZM230 250V252H232ZM236 250V251H235ZM239 250V249H238ZM244 250V249H243ZM33 251V250H32ZM173 251V253H177V251H176V249H173L172 250ZM190 251V250H189ZM222 251V250H221ZM224 251V250H223ZM245 251V250H244ZM260 251V250H259ZM262 251V250H261ZM54 252V251H53ZM59 252H61V253H59ZM163 252H164V249H163ZM179 252V251H178ZM201 252H203V251H199V253H200V258L203 260V258H205L206 257V255L208 254L207 252H203L202 254L204 255L205 253H206V255H205V257L203 256V258H202V254H201ZM210 252V251H209ZM236 252V253H235ZM246 252H248V251H245V257H246V255L248 254V253H246ZM253 252L252 253H250L249 252V254L251 255V254H253ZM257 252V253H256ZM125 253H127L128 255H126ZM147 253H149V251L147 252ZM198 253V254H199ZM241 253V252H240ZM46 254V253H45ZM44 254V256L46 257V255ZM54 254V253H53ZM169 254V253H168ZM179 254H182L181 252L179 253ZM216 254V253H215ZM220 254H222V252H220ZM224 254H225V252H224ZM224 254H222V255H224ZM226 254L228 255V253L226 252ZM226 254H225V256H226ZM231 254V253H230ZM248 254V255H249ZM13 254L11 253V251L10 252H2V253H0V264H11L12 262L11 261H13L12 259L11 260H9L10 259V257L12 256ZM176 255H178V254H175V256ZM183 255H186V254H184V252H183V254L182 255H180V257L182 258V256ZM3 256V257H2ZM31 256H32V258H31ZM169 256V255H168ZM179 256V255H178ZM177 256V258H180V257H178ZM197 256V255H196ZM199 256V255H198ZM208 256V255H207ZM209 256H210V254H209ZM216 256H217V254H216ZM254 256H253V258L252 259H254ZM259 256V255H258ZM261 256V255H260ZM259 256V257H260ZM9 259H8V258ZM18 257V256H17ZM44 257V258H45ZM127 258V259H125V258ZM187 257H189L188 255H187ZM186 257V258H187ZM214 257V256H213ZM229 257V256H228ZM228 257H227V259L226 258H224L225 260H228ZM241 257H243V255H241ZM252 256H250V257H247V258H245V261L243 260L244 259V257H243V259H241V261L243 260V262H246L247 260L246 259H250ZM171 258H172V256H171ZM170 258V259H171ZM173 258H174V256H173ZM172 258V259H173ZM176 258V257H175ZM216 258V257H215ZM219 258H221L220 256H219ZM231 258H232V255H231ZM240 258V257H239ZM17 259V258H16ZM54 259V258H53ZM170 259H169V261H170ZM183 259V258H182ZM207 259H209V257H207ZM213 258H211V260H210V262L211 261H213V263H214V260L216 261V259H214V260H212ZM260 259V258H259ZM43 261H45L44 259H42ZM150 260H152V258H150V259H145V257H143L142 259L140 258H138V260L136 261V262H133V261H130L131 263H129V264H147L148 263V261H150ZM198 260H199V262H200V259L198 258ZM197 260V261H198ZM218 260V259H217ZM16 261V260H15ZM18 261V260H17ZM169 261L166 263V261L165 262H163L162 261V264L163 263H165V264H168L169 263ZM174 261H175V259H173L172 260V262L174 263ZM176 261L178 262L179 260H177L176 259ZM182 261H184V262H186L185 260H182ZM205 261V260H204ZM222 261V260H221ZM229 261V260H228ZM250 261V260H249ZM249 261L248 262H246V264H248L249 263ZM171 262V261H170ZM176 262V263H177ZM187 262H189V261H187ZM191 262H192V259H191ZM196 262V261H195ZM208 262V261H207ZM207 262H204V263H206L207 264ZM223 262V261H222ZM227 262V261H226ZM241 263V264H244V263ZM251 262H253V261H251ZM255 262V261H254ZM257 262V261H256ZM52 262H50V264H51ZM176 263H174V264H176ZM201 264L203 263V261H201L200 262ZM199 263V264H200ZM212 262H211V264H213ZM219 263H221L220 261H218V264ZM234 263V262H233ZM21 264V263H20ZM42 264V263H41ZM171 264V263H170ZM184 264V263H183ZM186 264V263H185ZM189 264H193V263H189ZM195 264V263H194ZM209 264V263H208ZM217 264V263H216ZM221 264H224V262L223 263H221ZM230 264V263H229ZM237 264H239V263H237ZM250 264V263H249ZM256 264H258V263H256Z\"/></svg>", "mask_w": 264, "mask_h": 264}]
</instances>
